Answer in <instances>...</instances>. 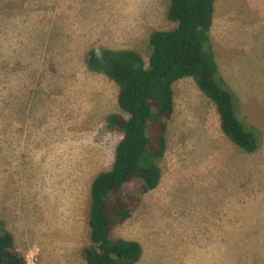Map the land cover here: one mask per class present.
<instances>
[{
	"label": "rangeland",
	"instance_id": "obj_1",
	"mask_svg": "<svg viewBox=\"0 0 264 264\" xmlns=\"http://www.w3.org/2000/svg\"><path fill=\"white\" fill-rule=\"evenodd\" d=\"M169 0H0V235L28 264H86L90 185L110 170L121 134L117 85L87 70L94 47L148 63L152 32L175 24ZM209 39L236 117L256 133L242 151L220 130L192 78L174 112L158 186L138 196L110 239L136 241V264H264V0H213Z\"/></svg>",
	"mask_w": 264,
	"mask_h": 264
},
{
	"label": "trees",
	"instance_id": "obj_2",
	"mask_svg": "<svg viewBox=\"0 0 264 264\" xmlns=\"http://www.w3.org/2000/svg\"><path fill=\"white\" fill-rule=\"evenodd\" d=\"M212 14L213 0H169L166 17L175 27L150 34L147 64L132 50L94 47L86 53L87 70L117 85V105L126 114L125 118H107L121 139L110 170L97 174L90 185V245L82 249L86 264H136L140 260L138 242L109 236L130 219L138 201V196L122 192V187L137 179L146 193L159 184L166 122L174 112L172 84L177 80L192 78L215 105L221 132L242 151H256V133L236 117L233 94L218 75L209 39ZM0 264H26L5 230L0 235Z\"/></svg>",
	"mask_w": 264,
	"mask_h": 264
},
{
	"label": "crops",
	"instance_id": "obj_3",
	"mask_svg": "<svg viewBox=\"0 0 264 264\" xmlns=\"http://www.w3.org/2000/svg\"><path fill=\"white\" fill-rule=\"evenodd\" d=\"M212 18H213V16H212ZM214 51V50H213ZM214 53V52H213ZM214 59H215V54H214ZM215 62H216V60H215ZM216 65H217V68H218V64H217V62H216ZM175 83V82H174ZM174 83L172 84V86L174 85ZM10 235H11V237L13 236L12 234H11V232H8ZM12 241H13V247H14V249L16 250V251H18L20 254H21V245H20V243H19V245H16V242L17 241H15V239L12 237ZM22 255V254H21Z\"/></svg>",
	"mask_w": 264,
	"mask_h": 264
},
{
	"label": "built area",
	"instance_id": "obj_4",
	"mask_svg": "<svg viewBox=\"0 0 264 264\" xmlns=\"http://www.w3.org/2000/svg\"><path fill=\"white\" fill-rule=\"evenodd\" d=\"M26 264H28V263L26 262Z\"/></svg>",
	"mask_w": 264,
	"mask_h": 264
},
{
	"label": "clouds",
	"instance_id": "obj_5",
	"mask_svg": "<svg viewBox=\"0 0 264 264\" xmlns=\"http://www.w3.org/2000/svg\"><path fill=\"white\" fill-rule=\"evenodd\" d=\"M25 259V258H24ZM25 262H26V260H25Z\"/></svg>",
	"mask_w": 264,
	"mask_h": 264
}]
</instances>
